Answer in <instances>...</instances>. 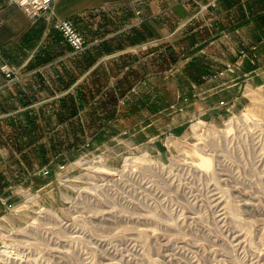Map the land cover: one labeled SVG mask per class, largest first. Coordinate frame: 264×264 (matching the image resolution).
I'll return each instance as SVG.
<instances>
[{
    "label": "rangeland",
    "instance_id": "1",
    "mask_svg": "<svg viewBox=\"0 0 264 264\" xmlns=\"http://www.w3.org/2000/svg\"><path fill=\"white\" fill-rule=\"evenodd\" d=\"M163 42L101 115L0 124V264H264V106L199 115L205 59Z\"/></svg>",
    "mask_w": 264,
    "mask_h": 264
},
{
    "label": "crops",
    "instance_id": "2",
    "mask_svg": "<svg viewBox=\"0 0 264 264\" xmlns=\"http://www.w3.org/2000/svg\"><path fill=\"white\" fill-rule=\"evenodd\" d=\"M57 18L77 26L85 50L74 54L54 28ZM179 39L205 59L199 91L207 104L199 115L264 106V0H56L53 13L36 19L0 0V66L19 70L9 83L0 69V100L8 101L0 124L20 116L31 130L57 133L67 122L58 118L99 115L94 102L111 92L119 99L129 79L140 83L142 54L157 51L153 42Z\"/></svg>",
    "mask_w": 264,
    "mask_h": 264
},
{
    "label": "built area",
    "instance_id": "3",
    "mask_svg": "<svg viewBox=\"0 0 264 264\" xmlns=\"http://www.w3.org/2000/svg\"><path fill=\"white\" fill-rule=\"evenodd\" d=\"M55 1L56 0H11V2L17 4L31 19H36L43 13H53ZM54 28L61 33L65 42L72 48L74 54H79L85 50L87 40L71 20L57 18L54 22ZM227 67L230 68L231 65ZM0 69L9 83L19 78V70L6 63H3ZM220 105H224V101H221ZM48 174V169L42 170V175L45 176Z\"/></svg>",
    "mask_w": 264,
    "mask_h": 264
},
{
    "label": "trees",
    "instance_id": "4",
    "mask_svg": "<svg viewBox=\"0 0 264 264\" xmlns=\"http://www.w3.org/2000/svg\"><path fill=\"white\" fill-rule=\"evenodd\" d=\"M104 136V132H102L101 137Z\"/></svg>",
    "mask_w": 264,
    "mask_h": 264
}]
</instances>
